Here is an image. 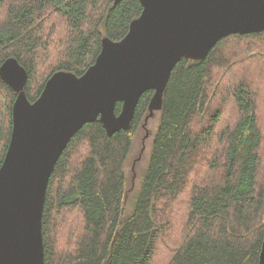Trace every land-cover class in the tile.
I'll use <instances>...</instances> for the list:
<instances>
[{
  "label": "trees",
  "instance_id": "trees-1",
  "mask_svg": "<svg viewBox=\"0 0 264 264\" xmlns=\"http://www.w3.org/2000/svg\"><path fill=\"white\" fill-rule=\"evenodd\" d=\"M141 12L139 0H0V66L13 57L24 67L32 103L54 73L83 74L101 39L120 41ZM152 95L141 96L129 129L108 136L96 120L70 139L48 180L42 264H259L264 32L229 35L203 60L175 65L148 161L126 196L125 166ZM15 99L0 79V165Z\"/></svg>",
  "mask_w": 264,
  "mask_h": 264
},
{
  "label": "water",
  "instance_id": "water-1",
  "mask_svg": "<svg viewBox=\"0 0 264 264\" xmlns=\"http://www.w3.org/2000/svg\"><path fill=\"white\" fill-rule=\"evenodd\" d=\"M139 2L142 12L124 38H102L99 54L83 74L54 73L32 103L24 90V67L13 57L1 64L0 79L16 99L0 165V264H42L48 180L77 131L96 120L108 136L129 129L139 99L153 91L142 124L144 142L147 121L161 110L171 72L182 58L201 61L224 37L264 32V0ZM259 264H264V237Z\"/></svg>",
  "mask_w": 264,
  "mask_h": 264
},
{
  "label": "rangeland",
  "instance_id": "rangeland-1",
  "mask_svg": "<svg viewBox=\"0 0 264 264\" xmlns=\"http://www.w3.org/2000/svg\"><path fill=\"white\" fill-rule=\"evenodd\" d=\"M261 103L262 104H261L260 110L262 112L259 111V118H260L261 128H262V131L264 133V99ZM158 119H159V114L154 113L153 117L147 121L146 129L149 132V137L147 139H145L144 142L142 140H143V137L145 136V131L143 129H141V127H140V129H139V131L135 137L131 153L129 155V158H128L126 166H125L126 177L128 180V188H129V192H127L126 196L129 194H132L138 187V183H139V179H140V173L145 168L146 163H147L148 158H149V152H150V148H151L150 146H151L153 135H154L155 130L157 128ZM143 123H144V120L142 121V124ZM142 147L144 148V150H143V153L141 155V148ZM263 161H264V159H263ZM185 205H186L185 197H181L175 201V206H176L177 213H178V217H177L178 222H176V219H175L176 224L183 222L185 219V215H184ZM178 229H180V228H177L175 230H178ZM174 233L175 232H173L172 235ZM170 238H172V236L171 237L169 235L166 236V238H165L166 242H168V240ZM180 238H181V236H180ZM176 240H177V238L174 239L173 241L175 242ZM171 249L172 248H168V250H167L168 253ZM173 249H174V247H173ZM161 250H163L162 246H160V248H159V251H161ZM154 264H160V261L156 258Z\"/></svg>",
  "mask_w": 264,
  "mask_h": 264
},
{
  "label": "bare ground",
  "instance_id": "bare-ground-1",
  "mask_svg": "<svg viewBox=\"0 0 264 264\" xmlns=\"http://www.w3.org/2000/svg\"><path fill=\"white\" fill-rule=\"evenodd\" d=\"M217 42H218V41H217ZM215 45H216V44H215ZM155 113H157V112H155ZM147 114H148V112H147ZM77 132H78V131H77ZM77 132H76V133H77ZM76 133H75V134H76ZM75 134H74V135H75Z\"/></svg>",
  "mask_w": 264,
  "mask_h": 264
}]
</instances>
